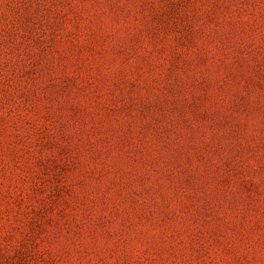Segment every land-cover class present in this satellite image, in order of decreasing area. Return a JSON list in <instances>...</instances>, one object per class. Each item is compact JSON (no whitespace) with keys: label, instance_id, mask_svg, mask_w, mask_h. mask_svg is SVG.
<instances>
[{"label":"rangeland","instance_id":"1","mask_svg":"<svg viewBox=\"0 0 264 264\" xmlns=\"http://www.w3.org/2000/svg\"><path fill=\"white\" fill-rule=\"evenodd\" d=\"M0 264H264V0H0Z\"/></svg>","mask_w":264,"mask_h":264}]
</instances>
